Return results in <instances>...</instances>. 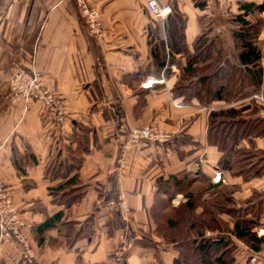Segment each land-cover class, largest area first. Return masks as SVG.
Returning a JSON list of instances; mask_svg holds the SVG:
<instances>
[{
    "label": "crops",
    "instance_id": "crops-1",
    "mask_svg": "<svg viewBox=\"0 0 264 264\" xmlns=\"http://www.w3.org/2000/svg\"><path fill=\"white\" fill-rule=\"evenodd\" d=\"M87 1L102 14L100 35L90 31L73 0H0V179L26 222L35 264H121L114 255L124 233L131 247L123 264H175L178 250L158 233L153 215L167 199L164 182L203 176L234 187L237 201L259 195L254 204L264 207V176L244 182L221 171L222 155L208 142L210 106L177 95L195 46L213 52L206 64L219 50L237 62L231 18L241 12L239 1L264 0H207L205 8L194 0H159L173 6L163 21L145 0ZM259 15L264 18V10ZM259 40L264 42V28ZM19 68L40 72L64 99L62 125L41 104L11 102L10 78ZM211 106L235 107L244 119L264 118L261 98ZM142 126H159L170 139L138 142L120 174L119 148L130 129ZM239 147L264 152V138L244 139ZM119 194L131 208L126 217L107 204L97 206ZM184 202L180 191L171 205ZM222 220L233 227L229 215ZM253 231L264 239V212ZM219 235L231 236L211 231L204 238ZM232 239L240 247L235 264H247L253 255L264 264V242L254 251ZM21 254L19 245L0 244V264H25Z\"/></svg>",
    "mask_w": 264,
    "mask_h": 264
},
{
    "label": "trees",
    "instance_id": "trees-1",
    "mask_svg": "<svg viewBox=\"0 0 264 264\" xmlns=\"http://www.w3.org/2000/svg\"><path fill=\"white\" fill-rule=\"evenodd\" d=\"M194 1L200 8L207 6V0ZM238 8L241 12L231 18L235 24L232 35L237 62H232L219 50L215 61L206 64L205 58L213 52L208 47L195 46L193 53L188 52L190 77L182 78L180 86L184 89L180 93L177 91L185 102L191 103L193 99L201 105L215 100L233 102L264 92L262 48L258 42L262 24L259 22L258 27L257 22L248 18L252 13L263 11L264 2L239 1ZM195 61L197 67H193ZM251 137L264 138V118L244 119L235 107L211 112L208 142L222 155L219 167L233 178L241 177L244 182L264 176V152L239 147L242 140ZM162 186L167 199L153 215L158 233L178 250L175 264H235L240 247L232 236L254 251L261 250L264 239H259L253 231L259 227L264 212L261 203L254 204L259 195L255 194L247 201H237L233 197L234 187L222 186V183L213 185L203 176L192 178L188 175L180 180L174 179L171 184L164 182ZM180 191L186 202L173 207L171 202ZM166 207L171 208L172 213H165ZM224 215L233 218V227L222 220ZM248 216L252 219L248 220ZM207 230L230 233L231 236L205 239Z\"/></svg>",
    "mask_w": 264,
    "mask_h": 264
},
{
    "label": "built area",
    "instance_id": "built-area-1",
    "mask_svg": "<svg viewBox=\"0 0 264 264\" xmlns=\"http://www.w3.org/2000/svg\"><path fill=\"white\" fill-rule=\"evenodd\" d=\"M84 18L86 25L93 34H101L102 14L89 4L87 0H73ZM147 9L160 21L167 20L173 13V6L170 3H160L159 0H145ZM220 30V28L218 29ZM11 98L14 101H24L25 103L42 104L45 111L55 120L56 124L64 121L65 108L61 99L53 93L45 84L43 76L35 69H16L11 75ZM151 83V81L149 82ZM170 136L157 135L152 126L134 127L130 129L128 140L121 145L123 153L131 150L142 140L153 141L159 144L167 142ZM119 169V173L124 172V168ZM107 204L113 209L126 213L129 211L122 196L107 201H98L97 206L103 207ZM26 222L15 205L8 185L0 179V244H16L22 247V261L25 264H35L36 257L24 234ZM123 235L119 247L115 251L118 261H123L124 252L129 251L131 245ZM257 255L250 257L247 264H256Z\"/></svg>",
    "mask_w": 264,
    "mask_h": 264
},
{
    "label": "rangeland",
    "instance_id": "rangeland-1",
    "mask_svg": "<svg viewBox=\"0 0 264 264\" xmlns=\"http://www.w3.org/2000/svg\"><path fill=\"white\" fill-rule=\"evenodd\" d=\"M253 23H256L257 25H258V27H259V22L262 24V26H261V28H260V32L258 33L259 34V36H260V33H261V31H262V29L264 28V18L263 17H261L260 15H259V12H255V13H252L251 14V19H250ZM258 27H257V29H255L256 31L258 30ZM254 30V31H255ZM259 36H258V42L260 41L259 40ZM261 42V41H260ZM261 48H262V50H263V48H264V42L262 41L261 42ZM20 69H22V68H20ZM27 70H31V69H27ZM12 77V76H11ZM150 82V81H149ZM149 82H147V84L149 83ZM10 83H11V78H10ZM49 88V87H48ZM50 89V88H49ZM52 91V90H51ZM264 91V90H263ZM10 93H11V88H10ZM54 93V92H53ZM262 94V95H261ZM261 94H259V95H256V96H252V100H254V99H257V98H261V99H264V92H261ZM57 95V94H56ZM58 96V95H57ZM60 99H61V101L63 102V104H64V108H65V102H64V99L61 97V96H58ZM10 100H11V102L12 103H18V102H24V101H14V100H12V98H11V94H10ZM216 101V100H215ZM25 103V102H24ZM212 103H213V101L211 102V103H209L207 106H210V107H208V108H210L211 109V112H213V111H220V109H223L221 106H216V107H212L211 105H212ZM26 104H29V103H26ZM42 105V104H41ZM43 106V105H42ZM44 108V107H43ZM44 111H45V109H44ZM46 112V111H45ZM47 113V112H46ZM255 113V112H254ZM48 114V113H47ZM256 114V113H255ZM49 115V114H48ZM65 116H66V109H65ZM51 117V116H50ZM52 118V117H51ZM209 119H210V116H209ZM53 120V122L56 124V122H55V120L54 119H52ZM64 121H65V117H64ZM63 121V122H64ZM63 122L62 123H60V124H56V125H62L63 124ZM142 127H146V126H142ZM153 128H154V130L156 131V134L157 135H161V136H164V135H166V134H168L167 133V131L166 130H163L162 128H160L159 126H152ZM209 130V129H208ZM251 138H253V137H251ZM120 156H119V159H118V161H117V164H118V170L119 169H121V166L123 165V167L122 168H124V170H126L127 169V162H126V155H127V153H129V151H131V150H128L126 153H123V151H122V149H121V146H120ZM196 186H201V184L200 185H196ZM8 189H9V191H10V193H11V190H10V188H9V186H8ZM11 196H12V194H11ZM119 196H122L123 197V200L125 201V203H126V205H128V207H129V211L128 212H126V213H123L122 211H120L121 212V214L123 215V216H127V215H129L130 213H131V208H130V206H129V204L127 203V200H126V197H125V195H122V194H119L118 196H115V197H108L107 199H105V200H103L104 201V203H106L107 201H112V200H115V199H117V198H119ZM12 198H13V196H12ZM258 198V197H257ZM13 201H14V199H13ZM15 203V202H14ZM16 205V204H15ZM17 206V205H16ZM18 208V207H17ZM19 209V208H18ZM20 211V210H19ZM165 213H168V214H170V213H172L171 211V208H168V207H166L165 208V210H163ZM21 214V213H20ZM207 232H211L210 230H207L206 231V233ZM125 235H127L126 233H124ZM123 237V236H122ZM122 237H121V239H122ZM127 239H128V241L130 242V245H131V241H130V238H129V236L127 235ZM121 239H120V242H121ZM16 245V244H15ZM127 253H128V251L127 252H124V254H123V256H124V258H123V261H118L117 260V258H115V260L117 261V262H119V263H121V264H123V263H125V257H126V255H127ZM115 256V255H114Z\"/></svg>",
    "mask_w": 264,
    "mask_h": 264
}]
</instances>
